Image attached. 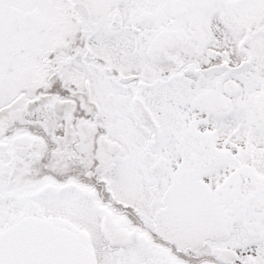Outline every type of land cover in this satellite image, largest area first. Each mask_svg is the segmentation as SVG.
Here are the masks:
<instances>
[{
    "label": "snow or ice",
    "instance_id": "snow-or-ice-1",
    "mask_svg": "<svg viewBox=\"0 0 264 264\" xmlns=\"http://www.w3.org/2000/svg\"><path fill=\"white\" fill-rule=\"evenodd\" d=\"M0 264H264V0H0Z\"/></svg>",
    "mask_w": 264,
    "mask_h": 264
}]
</instances>
